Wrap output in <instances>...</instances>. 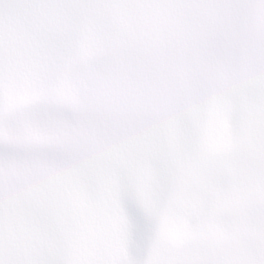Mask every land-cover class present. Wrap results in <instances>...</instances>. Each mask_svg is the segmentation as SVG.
<instances>
[{
  "label": "snow or ice",
  "instance_id": "6c2138e0",
  "mask_svg": "<svg viewBox=\"0 0 264 264\" xmlns=\"http://www.w3.org/2000/svg\"><path fill=\"white\" fill-rule=\"evenodd\" d=\"M0 264H264V0H0Z\"/></svg>",
  "mask_w": 264,
  "mask_h": 264
}]
</instances>
